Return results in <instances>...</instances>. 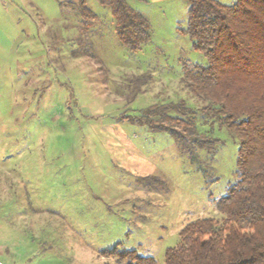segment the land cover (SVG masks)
<instances>
[{"label":"rangeland","instance_id":"obj_1","mask_svg":"<svg viewBox=\"0 0 264 264\" xmlns=\"http://www.w3.org/2000/svg\"><path fill=\"white\" fill-rule=\"evenodd\" d=\"M67 2L0 3V263L127 264L117 248L164 264L186 225L222 219L236 182L237 141L203 122L207 103L183 79L185 64H207L182 32L189 4L128 0L152 31L131 52L108 7L86 0L88 22ZM179 101L219 140L197 161L128 119Z\"/></svg>","mask_w":264,"mask_h":264},{"label":"trees","instance_id":"obj_2","mask_svg":"<svg viewBox=\"0 0 264 264\" xmlns=\"http://www.w3.org/2000/svg\"><path fill=\"white\" fill-rule=\"evenodd\" d=\"M97 1L111 10L117 36L128 50L138 52L151 41L148 19L128 0ZM186 1L188 23L182 32L207 64H185L183 79L207 103L203 122L226 127L237 141L236 182L216 203L222 219L186 225L180 242L166 251L164 264H264V0H236L233 5ZM62 5L85 21L97 18L86 0ZM128 119L170 135L194 161L199 151H211L219 143L199 133L198 115L185 101L154 105ZM108 254L127 264H158L137 251L115 248Z\"/></svg>","mask_w":264,"mask_h":264},{"label":"crops","instance_id":"obj_3","mask_svg":"<svg viewBox=\"0 0 264 264\" xmlns=\"http://www.w3.org/2000/svg\"><path fill=\"white\" fill-rule=\"evenodd\" d=\"M2 2V0H0V3Z\"/></svg>","mask_w":264,"mask_h":264},{"label":"built area","instance_id":"obj_4","mask_svg":"<svg viewBox=\"0 0 264 264\" xmlns=\"http://www.w3.org/2000/svg\"><path fill=\"white\" fill-rule=\"evenodd\" d=\"M1 264V263H0Z\"/></svg>","mask_w":264,"mask_h":264}]
</instances>
